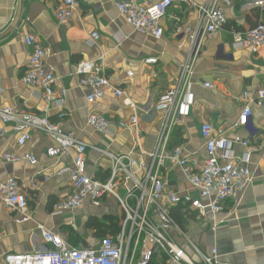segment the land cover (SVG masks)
Here are the masks:
<instances>
[{
	"label": "crops",
	"instance_id": "crops-1",
	"mask_svg": "<svg viewBox=\"0 0 264 264\" xmlns=\"http://www.w3.org/2000/svg\"><path fill=\"white\" fill-rule=\"evenodd\" d=\"M116 1L78 0L70 21L61 24L54 16L57 0H0V105L46 114L50 119L64 111L63 129L87 143L86 171L94 177H107L111 170V160L102 151L129 155L137 162L149 160L148 153L155 147L165 116L155 106L179 78L189 44L185 30L195 29L199 19L197 5L205 0H192L193 5L173 4L161 20L164 33L160 39L135 31L119 13ZM224 1L218 3L225 5L227 23L203 41L190 77L192 104L178 118L170 143L172 147L181 146L184 156H195L203 162L207 152L199 127L204 122L210 123L218 134L233 142L236 157L249 152L248 167L253 179L240 199L226 201L213 219L184 214L185 242L176 237V231L172 230V234L184 251L191 250L195 260L198 257L192 245L203 253L216 247L220 261L228 264H264V109L253 105L249 129L234 126L243 105L242 93L264 86V46L256 54L247 47L232 48L235 31L264 22V0H227L228 4ZM93 32L98 33L97 40L91 39ZM27 34L38 37L50 51L44 66L59 78L60 87L66 90L61 105L48 106L40 88L21 81L30 53L23 40ZM100 55L110 83L124 91L135 110L110 91L92 104L86 102V89L79 86L76 64L80 60H95ZM147 57L158 60L147 64L144 62ZM204 83H210L211 88L204 87ZM92 112L108 118V132H97L86 124ZM134 113L138 116L135 129L116 125ZM6 128L7 134L0 142V181L17 180L27 196L28 210L25 218L20 219L22 215L9 209L0 198V264H6L7 254L43 253L51 248L43 240L38 225L61 235L72 245L69 233L82 221V228L92 239H84L78 246L94 245L100 237H95L85 222L90 216L104 219L114 215L119 219L116 199L106 195L100 208L86 201L76 211L51 215L52 204L70 191L67 177L55 175L69 163L70 156H48L46 149L53 142L40 132H33L24 145L17 147L14 144L18 133L12 124ZM237 138L249 139L250 147L236 142ZM7 150L19 155L31 153L37 162H6L3 153ZM161 172L168 190L181 192L189 187L178 167L168 166ZM136 173L139 175L138 169ZM131 184L127 179L120 188L127 193Z\"/></svg>",
	"mask_w": 264,
	"mask_h": 264
},
{
	"label": "built area",
	"instance_id": "built-area-1",
	"mask_svg": "<svg viewBox=\"0 0 264 264\" xmlns=\"http://www.w3.org/2000/svg\"><path fill=\"white\" fill-rule=\"evenodd\" d=\"M77 2L78 0H57L55 19L61 24L70 21ZM175 3L193 5L192 0H145L142 3L136 0H117L116 6L135 31L160 39L164 33L161 20ZM197 10V26L192 31L185 30L189 44L179 78L160 96L155 106L157 111L165 112V116L155 147L148 153L147 162H137L129 155L102 151L111 160V170L103 180L94 177L86 171L87 143L63 129L62 123L66 117L64 111L60 110L55 119H50L46 114L0 105V142L7 134L6 125L12 124V129L18 133L14 144L17 147L24 145L33 132H40L53 142L46 149L48 156H70L69 163L55 172L57 176L67 177L70 191L52 204L51 215L76 211L86 201L93 207L100 208L106 195H112L116 199L120 210L118 231L99 238L94 245H71L61 235L38 225L43 240L51 248L43 253L7 254L4 257L6 264H228L220 261L216 247H212L209 253H203L192 245L198 257L195 260L172 237V230L180 231L172 214L173 208L179 207L181 212L192 213L197 218L210 216L213 219L223 210L226 201H238L244 188L253 179L248 167L249 152L236 157L233 142L218 134L210 123L204 122L199 127L207 152L203 162L195 156H184L181 146L170 147V137L178 118L192 104L190 77L201 54L203 41L227 23L225 5L218 3V0H205L197 5ZM98 38L97 32L91 34V39ZM23 40L30 53L28 66L21 76L22 83L40 88L48 106L51 103L61 105L66 90L60 87L59 78L44 66L49 49L42 46L40 39L32 34L25 35ZM263 46L264 22H257L246 30L233 33V49L247 47L252 54H256ZM157 60L156 57H147L144 62L155 64ZM75 73L79 86L86 89L85 99L88 104L102 99L110 91L116 99L123 98V102L135 110V105L125 97L124 91L114 87L105 75L103 55L95 60H80L76 64ZM203 85L211 88L210 83ZM241 99L243 105L234 126L249 129L253 105L264 109V86L244 91ZM137 123L138 116L134 113L127 121H119L116 125L122 129H135ZM86 124L102 133L108 132L110 128V121L102 113H90ZM236 142L245 148L250 147V140L247 138H237ZM3 160L13 163L21 160L31 164L37 162L31 153L19 155L12 150L3 153ZM168 166L181 170L189 184L186 190L180 192L167 189L161 171ZM137 169L139 175L136 173ZM127 179L132 184L123 198L117 189ZM0 198L9 209L22 215L20 219L25 218L28 199L16 179L0 181ZM214 228L213 222L211 229Z\"/></svg>",
	"mask_w": 264,
	"mask_h": 264
},
{
	"label": "trees",
	"instance_id": "trees-1",
	"mask_svg": "<svg viewBox=\"0 0 264 264\" xmlns=\"http://www.w3.org/2000/svg\"><path fill=\"white\" fill-rule=\"evenodd\" d=\"M236 30H238V27H236ZM170 147H172L171 143H170ZM100 179H105L106 176L104 177H97ZM172 214L173 217L175 219V221H177L178 223L181 224L182 221L185 220L184 217V212H181L179 210V207L177 208H173L172 210ZM118 218L114 215L112 216H105L104 219H100L96 216H90L88 217V219L85 222V227L87 229H91L93 231V235L95 237H104L109 233H115L118 231ZM72 244L74 246H78V244L82 241V240H78L77 238H71Z\"/></svg>",
	"mask_w": 264,
	"mask_h": 264
},
{
	"label": "rangeland",
	"instance_id": "rangeland-1",
	"mask_svg": "<svg viewBox=\"0 0 264 264\" xmlns=\"http://www.w3.org/2000/svg\"><path fill=\"white\" fill-rule=\"evenodd\" d=\"M118 190V193L120 194V196L121 197H125V195H126V191L124 190V188H119V189H117ZM80 217H78V218H76L77 219V221H78V219H79ZM119 221H120V218L118 219V224H119ZM79 222V221H78ZM184 223H185V220L184 221H182L181 222V224L180 223H178L177 221H176V224H177V226H178V228H179V230L180 231H178V230H176V232L174 233L175 235H176V237H180V238H183V239H181V240H184V238L186 239L187 237L184 235V233H183V229H184ZM80 225H81V227H80ZM84 225V222H79V226L77 227V229H75V230H72V232L70 231V233H69V237H70V235H71V237H73V238H77L78 240H83L84 241V239H86V240H90V239H92V238H90V236H89V234H87L86 232H85V230H84V228H82V226ZM172 237H173V235H172ZM174 239V238H173ZM175 240V239H174ZM184 242H185V240H184ZM73 245V244H72ZM188 245H190V243L188 242ZM186 251V253L191 257L192 256V254H191V250L188 248V250H185Z\"/></svg>",
	"mask_w": 264,
	"mask_h": 264
}]
</instances>
